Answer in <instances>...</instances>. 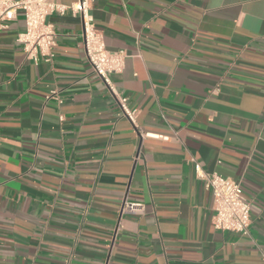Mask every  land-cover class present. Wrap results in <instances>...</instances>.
<instances>
[{
    "label": "crops",
    "instance_id": "1",
    "mask_svg": "<svg viewBox=\"0 0 264 264\" xmlns=\"http://www.w3.org/2000/svg\"><path fill=\"white\" fill-rule=\"evenodd\" d=\"M90 15L127 54L111 81L135 125L78 15L47 17L50 62L25 57L21 12L0 31V264H264V0H91ZM190 158L240 183L248 236L214 229ZM124 200L144 213L120 217Z\"/></svg>",
    "mask_w": 264,
    "mask_h": 264
},
{
    "label": "built area",
    "instance_id": "2",
    "mask_svg": "<svg viewBox=\"0 0 264 264\" xmlns=\"http://www.w3.org/2000/svg\"><path fill=\"white\" fill-rule=\"evenodd\" d=\"M90 4L91 0H76L69 6L59 4V0H0V31L7 29L8 24L21 12L24 31L17 35L16 41L21 44L25 57L33 62L40 59L50 62L54 57L56 34L53 26L47 22V17L55 12L63 14L66 10L78 15L82 21V44L88 64L114 98L122 117L135 125L137 112L128 107L127 98L118 92L111 81L113 74L122 72L127 54L123 50L106 49L102 34L90 15ZM141 136L149 137L150 134L141 133ZM138 157L137 155L136 158ZM189 163L193 166L196 177L203 181L204 188L212 193L214 229L248 236L250 208L240 183L215 173H205L194 158H190ZM143 213L144 205L140 202L124 200L119 209L120 217L139 216Z\"/></svg>",
    "mask_w": 264,
    "mask_h": 264
}]
</instances>
